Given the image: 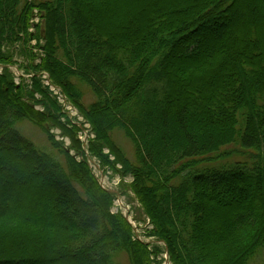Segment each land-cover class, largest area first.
Segmentation results:
<instances>
[{"label": "trees", "instance_id": "16d2710c", "mask_svg": "<svg viewBox=\"0 0 264 264\" xmlns=\"http://www.w3.org/2000/svg\"><path fill=\"white\" fill-rule=\"evenodd\" d=\"M36 9L44 55L34 64L30 51L25 67L46 69L91 122L90 153L122 179L133 176L123 191L134 193L171 264H256L264 251V0H0V63H14L5 42H29ZM85 89L94 96L88 106ZM36 92L44 111L29 102ZM60 115L39 78L29 88L4 69L0 264H118L123 252L130 264H149L153 250L111 212L116 194L85 157L71 154L84 151ZM24 119L64 163L22 134ZM231 151L246 161H223Z\"/></svg>", "mask_w": 264, "mask_h": 264}, {"label": "rangeland", "instance_id": "374dc122", "mask_svg": "<svg viewBox=\"0 0 264 264\" xmlns=\"http://www.w3.org/2000/svg\"><path fill=\"white\" fill-rule=\"evenodd\" d=\"M42 44L43 42L40 43L39 41H37V39L34 38L31 41L27 42L26 45L21 40H16V41L12 40V42L11 41H9L8 43L5 42L2 45L3 52L11 56L12 60L14 61V63H12L10 68L8 69L10 70V72L14 74V78L16 82L17 81L21 82L22 79L20 77H22V75L24 74H25L24 75L25 78L27 77L26 72L23 70H24V67L28 65V62L31 59L30 51H32V53L34 54L36 58H39V57L42 58V55H44V50H40V46ZM27 48L29 50V53L26 52ZM26 79H28V77ZM56 93H58V91H56ZM93 98L94 96L92 95V93L87 91V89H85L84 104L88 106L89 103L93 101ZM17 127L24 135L31 138L39 148L47 152H50L53 155H56L59 159L62 160L63 163L65 162L64 156L59 154L56 150L52 148L51 143L49 142L46 134L43 132V130L39 126L24 119V120H20L19 122H17ZM112 136L114 140L118 143V145H120L121 148L125 151V153L130 158L134 159L135 158L134 147L132 143L128 140V138L123 134V132L120 130H115ZM65 145L70 146V141L69 140L65 141ZM227 150H234V148L230 147ZM74 151H75L74 149H70V152L72 155H74ZM105 152L108 153L109 149L105 148L104 153ZM229 154L230 155H228L226 158H223L222 160L225 162H232L234 160H239L242 162L246 161V156H242L241 154L235 151H231ZM78 155H76V158L80 159L81 156H78ZM109 156L111 160H114V156L111 153L109 154ZM97 160L90 158V164H91L94 174L98 176V180L100 181V183L108 188H113L115 190L122 191V194H120V196H118L113 201L111 212L117 213V211L120 210L119 203H122L123 209H125L126 211L129 209L130 214L128 213L127 215L132 221L134 219L137 221L135 223L137 226L136 232L138 236L140 237V239L150 242V248L151 250H153L151 254V262L149 264H169L167 253L164 252V249L162 250V247L158 243L157 239L153 236H150L149 231L151 227L150 226L149 228L146 227V223H147L146 217L143 213V209L138 204L135 196L128 191L127 187H125L123 191V188L121 186L122 184L121 185L119 184L120 177H121L120 173L114 174L112 168L109 165H103L101 162L99 164ZM100 165L102 168L100 167ZM32 179L34 180L35 178H32ZM126 179L127 180H125L124 182L129 183V181L133 179V176L128 175ZM118 199L121 201L118 202L117 201ZM122 206H120V208ZM10 207H12V205H10ZM155 246L159 247L162 251L160 250V252L158 253L155 252V248H156ZM115 259L118 264H130L128 255L124 252L120 253ZM256 264H264V251L258 255Z\"/></svg>", "mask_w": 264, "mask_h": 264}, {"label": "bare ground", "instance_id": "6f19581e", "mask_svg": "<svg viewBox=\"0 0 264 264\" xmlns=\"http://www.w3.org/2000/svg\"><path fill=\"white\" fill-rule=\"evenodd\" d=\"M44 24V17H43V12L40 10L36 9L30 19V27H29V32L32 34L30 37L31 41L32 39H37L40 43L43 42V44L40 46V50H44L43 46L45 43V39L43 36H38L37 31L40 29ZM43 56V55H42ZM42 58H34V64H39L41 62ZM27 66V65H26ZM26 72V76L28 79L25 78V74L20 77L22 81L29 86V88L32 85L34 77L39 78L41 81L42 87L47 90L48 95L56 101V103L60 107V116H61V121L64 123V125L68 128L71 129L73 127H76L77 131V137L79 141L81 142V149L84 151V145L85 142L88 141V144L90 141L94 140L96 137V134L93 130L91 122L86 118V116L80 111V109L72 102V100L69 98L67 93L63 90L61 86L58 84L54 83L52 80L49 72L46 69L43 68H38V69H32V68H26L24 67V70ZM16 82V81H15ZM20 83V82H16ZM56 85V86H54ZM53 86V88H52ZM57 89H55V88ZM58 91V93H56ZM59 94V95H58ZM59 96V97H58ZM42 95L39 92L35 93L34 99H30L29 102L32 103L35 107V109L44 111L45 106L42 103ZM65 118V120H64ZM50 132L53 134L56 140L63 141L65 144V141L69 140L70 138L68 135L64 134L62 129L58 126H53L50 129ZM23 134V133H22ZM24 135V134H23ZM26 136V135H25ZM27 137V136H26ZM29 138V137H27ZM31 139V138H29ZM32 140V139H31ZM79 154V155H78ZM76 155L81 156L80 159H83L85 157V153L80 154L78 152L74 151V157L76 158Z\"/></svg>", "mask_w": 264, "mask_h": 264}]
</instances>
